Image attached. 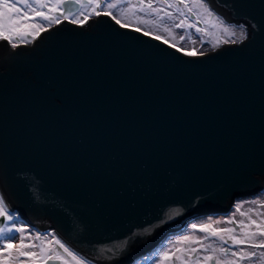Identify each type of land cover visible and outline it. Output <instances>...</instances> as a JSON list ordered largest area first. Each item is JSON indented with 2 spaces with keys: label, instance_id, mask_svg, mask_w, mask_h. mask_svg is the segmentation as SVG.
<instances>
[{
  "label": "water",
  "instance_id": "water-1",
  "mask_svg": "<svg viewBox=\"0 0 264 264\" xmlns=\"http://www.w3.org/2000/svg\"><path fill=\"white\" fill-rule=\"evenodd\" d=\"M206 2L247 40L187 56L105 15L0 40V197L20 220L134 264L264 193V0Z\"/></svg>",
  "mask_w": 264,
  "mask_h": 264
},
{
  "label": "snow or ice",
  "instance_id": "snow-or-ice-1",
  "mask_svg": "<svg viewBox=\"0 0 264 264\" xmlns=\"http://www.w3.org/2000/svg\"><path fill=\"white\" fill-rule=\"evenodd\" d=\"M22 3L20 8L16 2L0 0V40L7 41L12 48L30 42L52 24L61 23L62 19L82 25L92 15H105L121 28L129 27V23L122 22L114 12L120 8L118 3H104L103 0H53L50 4L45 0H34V3L22 0ZM69 3L78 4L79 11H66L63 5ZM127 11L130 10L120 8L119 15L127 19ZM139 13L156 16L155 20H145L142 15L132 12L139 25H152L159 29L161 34L155 35L154 39L187 56H196L198 52L203 55L201 49L208 42L217 48L222 44H238L247 40L245 25L231 27L214 13L206 0H160L159 7H155L152 0H147L146 4L145 0H140ZM193 19L196 23L191 22ZM200 23L204 27H200ZM173 28L178 30L175 34ZM193 29L195 38L191 40L189 49L185 47L184 33ZM141 30L139 26L135 28L137 32ZM143 35L151 36L152 32L143 31ZM206 35L208 41L204 39ZM197 41L201 49L195 47ZM258 203L252 201L248 211H240L238 207L236 212L244 217L239 221L230 217L224 221L192 223L191 229L203 235H181L177 240L169 241L170 247L165 245L152 257H144L145 264H264V212L256 210L255 218L252 215ZM259 206L264 208V204ZM177 215L179 212L173 211L169 218ZM17 220L4 198L0 197V237L4 238L0 243V264H93L92 258L74 251L60 238L52 236L48 243L51 245L54 241V246L46 248V237L38 233L34 242L26 226H18ZM221 224L231 226H214ZM209 240L220 243L217 246L205 243ZM118 250L119 247L100 251L115 256Z\"/></svg>",
  "mask_w": 264,
  "mask_h": 264
},
{
  "label": "rangeland",
  "instance_id": "rangeland-1",
  "mask_svg": "<svg viewBox=\"0 0 264 264\" xmlns=\"http://www.w3.org/2000/svg\"><path fill=\"white\" fill-rule=\"evenodd\" d=\"M9 2L11 3V2H16L17 3V7H20V8H22L23 7V3H22V0H9ZM29 2L30 3H34V0H29ZM45 2H47V3H52L53 2V0H45ZM103 2L104 3H107V2H112V3H118L119 5H120V8H122V9H125V10H130V11H127V19H125V17L124 16H120L119 15V12H120V8H118V9H116V10H114V12H116L117 13V15H118V18H120L121 20H122V22H125V23H129V27L130 28H136V27H141V31H148V30H151V32H152V36H155V35H157V34H161L160 32H159V29L158 28H156V27H153L152 25H139V23H138V21H137V19H136V16H134V15H132V12H137V14H139V15H142L143 16V18L145 19V20H155L156 19V16L155 15H144V14H142V13H139V5H140V0H103ZM152 2H153V5L155 6V7H159L160 6V0H152ZM147 3V0H145V4ZM210 7H211V9H212V6L209 4V3H207ZM47 9H45V11H46ZM220 19H222L223 21H225V19L223 18V17H221L218 13H216V12H214ZM161 15H163V13H161ZM96 16L95 15H92V16H90V18H95ZM89 18V19H90ZM63 20V19H62ZM61 20V21H62ZM192 23H196V21L193 19L192 21H191ZM226 22V21H225ZM46 23V22H45ZM165 23H168V24H172L173 22L172 21H165ZM228 25H230L231 27H233V28H235L236 26H234V25H232V24H230V23H228V22H226ZM54 25H56V24H52L50 27H48V28H51L52 26H54ZM199 26L200 27H204V25H203V23H200L199 24ZM162 27V26H161ZM178 30H176V29H174L173 28V33L175 34L176 32H177ZM246 32H247V36H248V28H247V26H246ZM165 36H166V34H164ZM184 35L186 36V40H185V47L186 48H189L190 49V47H191V40L192 39H194L195 38V30L193 29V30H191V32H185L184 33ZM37 38V37H36ZM36 38H34V39H31L30 40V42H26V43H23V44H28V45H30V44H32V42L36 39ZM204 39L206 40V41H208L209 40V38H208V36L206 35L205 37H204ZM177 43L179 44L180 42L179 41H177ZM224 45H226V44H222V45H220L219 47H217V48H213L212 47V43L211 42H208V43H205L204 45H203V48L201 49V44H200V42L199 41H197V43L195 44V47L197 48V49H201L202 51H203V53L204 54H207V53H210V52H212V51H215L216 49H218V48H221L222 46H224ZM197 55H200L199 54V52H198V54ZM252 201H257V202H259L258 204H257V206H256V209L253 211V213H252V215H253V217L255 218V211L256 210H258V211H260V212H264V208H260V204H264V193H259L257 196H255V197H249V198H244V199H239V200H237V202H236V204L234 205V208L235 209H237L238 207H239V209H240V211H248V209L250 208V207H252ZM234 211V210H233ZM236 211H234V213L233 214H237L238 212H236ZM17 217H18V220L16 221V223L18 224V226L19 225H24V226H26V228H27V232H30L31 234H32V239H33V241L35 242V237H36V234H38L39 232L36 230V229H34V228H32L31 226H28L24 221H22L21 222V220L19 219V216H18V214H15ZM244 218V217H243ZM215 220H221V221H223V219L221 218V216H219V217H204V218H202V219H199V220H197V221H195V222H193V223H208V222H210V221H215ZM6 223H8L7 221H5ZM192 224V223H191ZM191 224L187 227V229L183 232V233H181V234H179V235H175V236H172V237H170L157 251H155V252H153L151 255H149L148 257H152L153 256V254L154 253H158L159 251H160V249L163 247V246H165V245H168L169 247L171 246V245H169V241H175V240H177L181 235H195V236H199V235H203V234H201V233H199V232H197V231H193L192 229H191ZM214 226H220V225H214ZM39 234H41V233H39ZM44 236L46 237L45 238V240H44V246L46 247V248H49V247H51V246H54V241H52V244L50 245L49 243H48V240L52 237V236H54V237H56L55 235H54V233L53 232H48V233H46V234H44ZM57 238V237H56ZM3 237H0V243H3ZM18 242V241H17ZM205 243H213L214 244V246H217L218 244H219V241H212V240H209V241H205ZM134 264H145V262H144V258H141V259H139L138 261H136ZM149 264H151V262H149Z\"/></svg>",
  "mask_w": 264,
  "mask_h": 264
},
{
  "label": "flooded vegetation",
  "instance_id": "flooded-vegetation-1",
  "mask_svg": "<svg viewBox=\"0 0 264 264\" xmlns=\"http://www.w3.org/2000/svg\"><path fill=\"white\" fill-rule=\"evenodd\" d=\"M233 210L236 211L235 208H233ZM233 210H232L230 213L221 216V218L223 219V221L226 220V219H228V218H230V217H233V218H234L235 220H237V221H239L240 219H243V217H241V216L239 215V213H237V214H233V213H234ZM235 213H236V212H235ZM5 223H6V222H5ZM220 226H231V225L221 224ZM219 243H220V242H219ZM218 245H219V244H218Z\"/></svg>",
  "mask_w": 264,
  "mask_h": 264
},
{
  "label": "bare ground",
  "instance_id": "bare-ground-1",
  "mask_svg": "<svg viewBox=\"0 0 264 264\" xmlns=\"http://www.w3.org/2000/svg\"><path fill=\"white\" fill-rule=\"evenodd\" d=\"M211 5V4H210ZM221 16V15H220ZM222 17V16H221ZM225 21L227 22V20L225 19ZM21 222H22V220H21Z\"/></svg>",
  "mask_w": 264,
  "mask_h": 264
}]
</instances>
